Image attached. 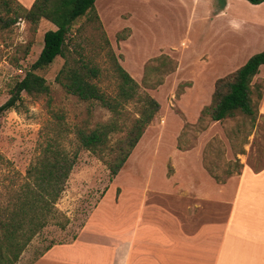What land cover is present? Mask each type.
<instances>
[{
  "label": "rangeland",
  "instance_id": "1",
  "mask_svg": "<svg viewBox=\"0 0 264 264\" xmlns=\"http://www.w3.org/2000/svg\"><path fill=\"white\" fill-rule=\"evenodd\" d=\"M206 4L204 0L199 3L196 0H149L142 4L113 0L102 15L101 27L89 15L76 20L70 28L66 40L70 66L95 69L97 77L90 78L89 82L106 97L115 98L119 79L107 55L111 48L117 63L139 85V92L159 105L129 159L114 178L109 176L105 163L112 160L113 147L136 117L135 107L132 103L125 106L118 118V131L110 135L109 147L101 156L82 148L75 136L77 129L89 130L97 123H108L115 118L97 102L79 100L55 82L65 62L62 58L57 57L47 68L35 71L49 87V96L33 97L23 93L13 109L2 113V213L9 211L16 194L29 192L26 186L32 189L26 171L43 155L47 145L58 151L60 145L68 157H74L64 189L52 206L53 216L33 237L18 264H30L56 243L70 242L99 202L104 199V207L113 208L131 186L162 185L171 180V176H182L184 172L194 178L201 179L205 174L212 178L205 168L219 178L217 184L223 185L237 177V161L249 167L262 165L263 115L258 114L255 120L237 115L212 122L201 114L210 105L215 81L236 70H227L224 64L217 63L215 40L208 46L203 43L201 21ZM14 5L10 3L12 8ZM121 12L129 14L126 19H120ZM0 17L9 21L11 15L5 16L0 11ZM47 29L55 27L46 22L35 26L21 16L8 29H0V106L10 97L15 82L38 57ZM204 53L216 62H210ZM163 57L168 58L164 59L168 60L166 65L143 84L145 65L155 59L163 61ZM252 82L262 83L260 80ZM242 150L244 154H240ZM176 177L172 181L182 183Z\"/></svg>",
  "mask_w": 264,
  "mask_h": 264
},
{
  "label": "crops",
  "instance_id": "2",
  "mask_svg": "<svg viewBox=\"0 0 264 264\" xmlns=\"http://www.w3.org/2000/svg\"><path fill=\"white\" fill-rule=\"evenodd\" d=\"M15 1L29 9L35 0ZM204 1L201 37L207 46L215 40L217 63L238 69L264 50V1ZM112 2L95 0L100 22ZM253 80L264 84V65ZM258 113L264 116V88ZM241 165L223 185L184 172L162 185L131 186L113 208L103 199L70 242L56 243L30 264H264V158L258 170Z\"/></svg>",
  "mask_w": 264,
  "mask_h": 264
},
{
  "label": "trees",
  "instance_id": "3",
  "mask_svg": "<svg viewBox=\"0 0 264 264\" xmlns=\"http://www.w3.org/2000/svg\"><path fill=\"white\" fill-rule=\"evenodd\" d=\"M246 1L256 5L264 0ZM94 2L95 0H35L29 9L23 8L15 0L0 2V11L4 12L5 16L10 17L11 15L9 21L0 17V29L2 30L15 24L20 16L35 26L39 22H46L55 27L54 30L47 29L43 33L42 48L38 57L24 76L15 82L10 90V97L0 106V116L3 112L13 109L23 93L33 97L49 96V87L35 71L47 68L57 57L62 58L65 62L58 71L55 82L67 94L79 100L97 102L115 118L108 123H97L89 130L77 129L75 136L82 148L101 156L109 147L110 135L118 131V118L125 106L132 103L135 107L136 117L124 137L118 140L116 146L113 147L112 160L105 163L109 176L114 178L129 159L146 127L159 110V105L147 95L139 92V85L117 63L111 48L108 49L107 55L119 79L115 98L106 97L95 84L89 82L90 78L97 77L95 69L69 65L66 58V40L74 22L84 16L92 15L101 27ZM10 3L15 4L13 8ZM220 4L223 6L225 0H220ZM105 43L109 46L107 39ZM164 59L168 58L163 57V61L162 58L161 60L155 59L145 65L143 84L147 83L146 81L154 75L156 70L166 65L168 60ZM262 65H264V50L251 56L234 72L217 79L210 105L204 108L201 114L212 122L232 119L237 115H244L255 120L259 114L258 106L262 99L264 84L263 82L253 83L252 80ZM244 153L245 151L242 150L240 154ZM73 165L74 157H68L60 145L59 151L52 148V145H47L43 150V155L27 169L26 174L31 179L32 189L26 186L29 192L16 194L9 211H3V214L0 210V264H17L33 237L47 225L48 218L53 216L52 206L60 197ZM236 166L238 170L242 168L239 161ZM253 168L258 170L261 166ZM205 169L218 183L219 178L213 175L214 173L208 168Z\"/></svg>",
  "mask_w": 264,
  "mask_h": 264
}]
</instances>
